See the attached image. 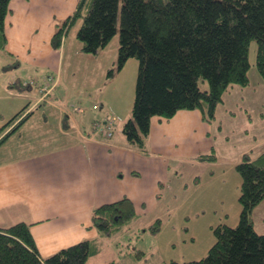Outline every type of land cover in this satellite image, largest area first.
<instances>
[{
    "label": "trees",
    "instance_id": "1",
    "mask_svg": "<svg viewBox=\"0 0 264 264\" xmlns=\"http://www.w3.org/2000/svg\"><path fill=\"white\" fill-rule=\"evenodd\" d=\"M10 2L0 0V49L6 44ZM118 14V69L130 58L140 63L133 115L122 129L134 148L144 151L153 117L170 119L181 110H200L204 121L213 123L228 88L250 84L252 40L257 42L256 66L264 80V0H80L54 35L53 46L60 49L82 19L77 37L85 52L97 54L118 32ZM200 80L208 82V90L200 87ZM31 113L0 125V147ZM200 159L217 160L215 149ZM236 168L242 177L238 225L215 227L216 241L208 255L184 264H264V234L256 231L253 218L264 200V151L257 156L244 153ZM136 215L133 202L124 198L95 209L93 223L102 236H109L113 226ZM160 222L152 225L154 231L160 230ZM93 246L84 240L43 258L28 224L0 228V264H86Z\"/></svg>",
    "mask_w": 264,
    "mask_h": 264
},
{
    "label": "rangeland",
    "instance_id": "2",
    "mask_svg": "<svg viewBox=\"0 0 264 264\" xmlns=\"http://www.w3.org/2000/svg\"><path fill=\"white\" fill-rule=\"evenodd\" d=\"M119 14L118 32L97 54L85 52L83 43L77 37L82 19L64 37L60 63L63 77L60 75L56 78L57 87L51 97V100L58 103L44 101L28 111L34 103L26 95H31L36 86L22 85L18 77L26 81L36 80L46 70L32 74L25 72L23 76L19 75L21 70L17 71L14 85L10 88L12 94L24 96L0 99V121L3 124L17 114L21 115V119L27 113H32L16 134H12L0 147L3 148L0 150L1 162L22 159L25 154L51 151L64 146L66 138L59 133L56 120L60 117L67 119L68 114L63 111L65 104L82 123L83 130L90 131L95 122L110 117L116 119L117 135L114 139L119 136L125 138L122 128H117V125L119 123L122 126L132 118L140 63L138 59L130 58L122 70L118 69ZM256 55L257 42L252 40L248 73L250 84L246 87L232 85L225 92L215 120L208 125L210 141L202 133L199 135V130L193 140L195 149L213 145L218 155L217 161L210 165L198 164V161L170 162L169 174L161 186L158 206L146 207L143 214L137 213L132 220H123L113 226L111 235L95 241L99 244L98 249L93 246V253L86 264H109L112 261L114 264H168L172 261L184 264L200 260L208 255L216 241L213 232L215 227L223 224L232 227L238 225L242 211V177L235 161L240 160L239 153L245 147L255 144L256 140L264 136V80L257 70ZM3 59L0 55L1 69V65L6 66L2 64ZM13 66L0 71V82L13 71ZM3 83L0 94L4 93V89H9L6 80ZM200 87L208 90L209 84L200 80ZM78 108L83 111L77 112ZM45 115L48 122L42 125ZM83 117H87L86 124ZM177 135L180 143L186 144L185 137L179 132ZM31 137L34 142L24 151V146L19 145V142ZM147 142L146 151L153 150L152 144ZM210 150L195 152L197 155L198 152L209 153ZM263 150L264 144L253 153L257 156ZM253 218L256 231L264 234V201L255 208ZM157 219L161 221L160 230L154 231L152 225Z\"/></svg>",
    "mask_w": 264,
    "mask_h": 264
},
{
    "label": "crops",
    "instance_id": "3",
    "mask_svg": "<svg viewBox=\"0 0 264 264\" xmlns=\"http://www.w3.org/2000/svg\"><path fill=\"white\" fill-rule=\"evenodd\" d=\"M79 1L11 0L6 17V44L0 49V55L4 58L2 64H6L1 65L3 69L14 66L0 82L2 88L6 80L10 89H4L0 99L24 96L12 94L10 88L17 71L21 70L19 75L23 76L25 72L32 74L46 70L39 79H32L38 86L33 87L31 95H26L34 103L28 111L44 101L58 103L51 100L57 86L48 95L41 94L38 87L49 75L63 77L60 63L64 49L53 46V37L76 11ZM18 80L22 85L26 81L21 77ZM43 95L44 99L41 98ZM63 106L67 108L68 104ZM46 119L45 115L42 125H47ZM66 120L61 117L56 120L59 133L66 138L64 146L25 154L22 159L0 161V228L21 222L28 224L43 258L84 240L93 241L97 250L99 244L95 241L103 236L94 226L93 213L103 205L128 198L136 213L143 214L144 208L149 206L157 207L170 162L211 164L200 159L206 155L200 152L206 149L211 152L214 146L195 149L192 144L198 130L199 135L202 133L210 141L208 125L211 123L204 121L200 110H181L170 119L153 117L144 151L131 146L124 137L114 139L115 130L112 139H108L83 130L76 116ZM83 122L87 123V117H83ZM124 124L118 123L117 128L123 129ZM178 132L185 137L186 144L180 143ZM20 141L19 145L27 151L34 138ZM147 141L153 150L146 151ZM263 144L264 136L245 147L239 158ZM195 151L200 152L196 155Z\"/></svg>",
    "mask_w": 264,
    "mask_h": 264
},
{
    "label": "built area",
    "instance_id": "4",
    "mask_svg": "<svg viewBox=\"0 0 264 264\" xmlns=\"http://www.w3.org/2000/svg\"><path fill=\"white\" fill-rule=\"evenodd\" d=\"M33 84V81L31 82ZM55 83L53 77H48L46 79V85H44L42 91H49L51 86ZM96 108V107H95ZM78 111H82V109H77ZM115 127V119L114 118H106L104 122H96L92 127V133L101 134L105 137H111L114 132Z\"/></svg>",
    "mask_w": 264,
    "mask_h": 264
}]
</instances>
